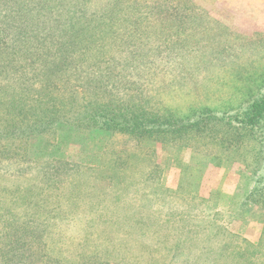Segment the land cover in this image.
Instances as JSON below:
<instances>
[{"label": "trees", "instance_id": "16d2710c", "mask_svg": "<svg viewBox=\"0 0 264 264\" xmlns=\"http://www.w3.org/2000/svg\"><path fill=\"white\" fill-rule=\"evenodd\" d=\"M99 1L0 0V264H124V258L125 264H172V250L160 242L169 236H158V221L147 222V205H141L158 200L161 190L138 184L139 172L120 167L121 152L109 140L114 136L143 150L150 142L173 141L188 127L245 134L258 146L250 164L258 176L252 194L264 197V74L234 105L202 89L186 99L178 91L192 89L175 92L174 86L187 77L168 74L181 63L161 56L175 48L157 42L170 39L174 21L179 32L186 30L187 8L168 0L132 7L114 0L109 4L118 11L104 13L95 7ZM126 10L130 16L121 15ZM152 10L170 13L159 29L165 40L144 26ZM194 21L202 28L204 19ZM97 138L108 141L92 162ZM72 145L82 149L79 163L69 160ZM66 185L68 199L51 193ZM78 188L88 189L72 200ZM85 204L80 220L66 217ZM64 224L72 231L63 232ZM140 226L148 228L134 238Z\"/></svg>", "mask_w": 264, "mask_h": 264}, {"label": "rangeland", "instance_id": "374dc122", "mask_svg": "<svg viewBox=\"0 0 264 264\" xmlns=\"http://www.w3.org/2000/svg\"><path fill=\"white\" fill-rule=\"evenodd\" d=\"M109 1L114 0H100L95 7L104 13L118 11L119 6L109 4ZM115 1L132 7L146 0ZM168 1L187 8L190 19L184 32H179L176 21L170 23L174 26L170 39L157 42L175 48L161 56L170 58L171 65L181 63L175 65L171 70L173 73H168L177 81L182 76L187 77L177 83L174 90L182 87L186 92L192 90L188 94L179 90V95L193 100L202 89L223 105H234L250 88L257 89L261 85L257 77L264 74V0ZM161 3L170 4L167 0H161ZM125 13L130 16V10L121 15ZM146 13L144 26L164 39L159 29L164 27L165 18L170 17V13L162 15L155 10ZM195 17L204 19L202 28L194 21ZM181 44L184 49L178 52L180 46L177 45ZM200 79L204 81L201 85ZM109 140L114 150L121 152L119 156H122L123 164L120 167L139 172L138 184L141 182L156 191L161 190L158 200L152 204L142 200L141 205H147L144 213L150 218L147 222L158 221V236H169L168 241L166 238L160 241L163 242L161 245L168 244L172 250L167 261L172 264H264V197L252 194L258 176L257 169L250 164L256 157L258 146L250 137L245 134L226 137L203 125L188 127L170 142H150L143 150L134 147L135 143L127 141L126 136L118 135ZM107 141L97 138L93 142L92 162L97 161L101 144ZM60 142L58 139L51 146L57 147ZM81 150L78 145L68 148L69 160L82 161ZM54 157L50 154L48 159L55 161ZM90 176L92 174L88 172L87 177ZM95 185L98 189L103 188L101 183ZM180 185L185 188L179 194L176 191ZM67 187L51 193L68 199ZM85 189L88 188H78L71 195L72 200H76ZM86 207L85 204L80 207L81 212L66 217L78 221L88 212ZM146 228L136 227L134 238L144 235ZM67 229L64 224L63 232L72 231ZM148 236L150 239L155 237ZM128 261L124 258L122 263Z\"/></svg>", "mask_w": 264, "mask_h": 264}]
</instances>
